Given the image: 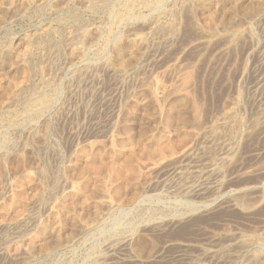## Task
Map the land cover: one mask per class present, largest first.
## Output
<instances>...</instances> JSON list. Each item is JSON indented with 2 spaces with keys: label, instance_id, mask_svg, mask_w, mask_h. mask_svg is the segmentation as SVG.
<instances>
[{
  "label": "rangeland",
  "instance_id": "374dc122",
  "mask_svg": "<svg viewBox=\"0 0 264 264\" xmlns=\"http://www.w3.org/2000/svg\"><path fill=\"white\" fill-rule=\"evenodd\" d=\"M27 1L0 0V20L2 21L0 25V62H2L0 64V67L2 66L0 86L7 85L5 87L2 85L0 88H3L4 92L6 88H11L14 84L12 82H15L22 88V93L19 91L22 100H26L25 97L29 96L32 98V96L45 95L49 106L38 115V118L22 122L18 126L11 125V120L22 112L23 106L10 102L8 92L11 91L13 94L11 89H6L8 94L0 90V149L5 142L9 146V151L12 152L8 154L10 158L5 160L6 162L3 161L6 168L0 161L2 166H0V203H3L5 198L12 193L13 189L10 185L22 172H29L34 182L23 187L27 204L20 211L21 213L10 209L5 210L7 212L5 215V211H0V214L2 213L0 215V264H89L96 258L98 259L97 264L100 262V264H126L127 258L133 256L130 249L116 250L117 252H111V249L119 248L121 235L123 237L126 235L125 233L115 235L114 229L120 226L121 228L129 227L130 224L134 228L130 232L133 233L132 244H135L132 245V251L134 253L137 251L136 255H140L138 257L142 259H148L152 255L151 258L154 257L155 260L153 258L149 264H248L246 257L233 259L234 261L231 260L230 263L215 262L208 257L203 259L205 256L202 255L204 254L202 250L206 249L207 252L216 250L217 247L214 248L212 241L217 238L218 234L226 231L264 237V199L261 198L264 189V89H262L264 88V6L256 16L243 15L248 9L250 11L255 9L254 5L257 8L264 4V0H205L206 5L203 9L195 5L196 9L193 8L191 6L193 2L190 0L185 1L187 7H185L184 0H170L163 4L162 12L158 11V13H153L144 4H136L137 7L134 5L135 8H132L134 13L131 11L134 14L133 22L126 21L125 24H120L113 18L115 14L118 15L120 7L127 0H106L108 2L99 0L98 4L101 3V5H97L92 10L93 12L89 11L83 0H77L71 5L72 7L66 4V0H34L37 3L42 2V7L30 9L27 6L28 9L24 8L23 11ZM188 6H191L189 7L191 10ZM182 7L185 11H182L183 14L180 15ZM186 11L191 14L185 13ZM210 12L214 13L213 24L210 18L207 19V13ZM223 15L229 19L227 24H232L228 26L224 22H221L225 24L223 26L219 24L217 19ZM169 21L174 22L172 32L174 29L177 31L166 34L162 29L170 24ZM210 23L211 26H209ZM224 26L230 27V30ZM114 37L120 38V42L124 43L125 54L123 53L122 57L129 64L122 72H119L122 68L114 62L116 61L114 59L116 58L113 47L116 43ZM26 41L30 42L31 53L27 66L22 64L23 68H21L22 62L18 55L25 50ZM112 42H114L113 46ZM106 43H109L108 46L105 45ZM79 50L83 51V58L79 55ZM99 50L104 52L100 53ZM28 66L27 70L24 69ZM24 75L29 76L24 79ZM168 116L172 118L179 116L182 120L185 118L183 120L184 129L192 132L198 131L200 135L192 144V150L190 149L186 157H181L182 159H174L175 156L167 155V157H162L163 159L158 158L159 161L153 159L146 161L140 157L138 145L142 143L147 145L150 136L161 135L168 131L165 128V119ZM196 118L197 120H194ZM237 118H240V121ZM238 122L242 125L239 126ZM46 123L47 125H44ZM45 126L48 127L46 130L43 128ZM170 135L174 139L172 134ZM141 137L144 142L139 143ZM113 142L122 144L118 159L116 158L119 163H123V157L125 158L124 155L130 152L129 149L131 151L137 149L136 153L139 152L137 161L133 163L138 166V175L132 180L134 181L132 185L138 186L133 185L134 187L126 188L127 193L123 190L125 195L121 192L119 196H116L118 198L111 195V192L110 196L101 198L100 194L95 191V184L92 183L87 187L93 194L92 197H95L93 198L95 200L89 199L92 204L88 200L89 204L85 202L80 205V202H76L75 207L73 206L74 217L78 223L80 218L82 224H85L93 221L96 215L100 214V217L104 215L105 209L99 205H102V201L111 200L117 210L106 221L101 232L92 233L89 238L86 236L85 240L80 236L79 225L75 219L74 223L73 221L66 223L67 228L63 225L64 233L61 230V236L65 234L63 238L61 237L65 241L62 244L65 247L61 245L60 249H55L48 256L40 254H34L30 258L18 256V250L24 247V242L33 235L35 227L48 219L54 205L60 202V199L70 189V185L77 182L76 176L70 170L75 152L82 150L81 147L86 151L91 147L94 154L101 151L107 153L113 149ZM17 157L21 159L23 157L21 169L19 171L9 169L8 163L12 161L10 159L15 161ZM100 158L105 159L106 156L97 157L98 163L101 161ZM6 169L9 170L6 172ZM214 170H219V173L215 174ZM43 171L46 173L44 174ZM41 177L45 179H40ZM39 182L43 186L37 185ZM141 188L147 189L142 190ZM135 191L138 192L135 193L137 196L142 195V197L140 196L138 201L129 200ZM235 191L241 192L243 202L246 200V203L252 204L250 215L245 216L231 204L226 203L229 201L230 193ZM40 192L41 195H38ZM93 201H96L95 204ZM92 205L94 208L98 205L96 207L99 209H94ZM181 215L184 220L179 223L180 225L172 224L167 228H162V231H152L150 228L151 224L159 222L163 216L168 221ZM2 217L5 219L2 220ZM112 225L115 226L114 229ZM68 227H72V230ZM73 239L75 242L72 241ZM182 244L196 245L200 250L197 251L195 246L196 249L185 253L187 256L183 252L181 257H177ZM134 247L138 249L135 251ZM254 249L261 250L260 254L263 253L261 257L264 263V248L256 249L254 246ZM189 255H192V259H189ZM195 256L197 257L194 258Z\"/></svg>",
  "mask_w": 264,
  "mask_h": 264
},
{
  "label": "bare ground",
  "instance_id": "6f19581e",
  "mask_svg": "<svg viewBox=\"0 0 264 264\" xmlns=\"http://www.w3.org/2000/svg\"><path fill=\"white\" fill-rule=\"evenodd\" d=\"M27 1V0H26ZM84 1V3H85V5L87 6V8L89 9V11L91 10H93V9H95L96 7H97V5H99L98 4V1L99 0H83ZM100 1H106V0H100ZM109 1V0H108ZM108 1H106V2H108ZM168 1H170V0H127V1H125V3L124 4H122V7H120L121 8V10H120V12L118 13V15H116L115 14V18H113L114 20L116 19L117 21H118V23H124L125 24V22L127 21H129V23H130V21H132L133 20V15L134 14H132V12L134 11V9H133V11H132V8H135L134 7V5H136V4H144V6L146 5V7H148L153 13H155V12H157L158 13V11H161L162 12V10H161V8L163 7V4L164 3H167ZM173 1V0H172ZM175 1V0H174ZM187 2V0H184V2ZM190 1H192L193 3H192V7L193 8H195L194 7V5L195 6H197V7H200V8H204L205 7V0H190ZM194 1H195V3H194ZM208 1V0H207ZM234 1V0H233ZM239 1V0H238ZM39 2V1H38ZM75 2H77V0H66V4L67 5H72V4H74ZM180 2H182V1H180ZM179 2V3H180ZM183 2V3H184ZM185 2V3H186ZM236 2V1H235ZM42 3V2H41ZM41 3L39 2V3H37L36 1H34V0H28L27 2H26V5H25V7H23V11L27 8V6H28V8H34V9H36V8H40V6H41ZM45 3V2H44ZM100 3V2H99ZM174 3H176V2H174ZM183 3H182V5H183ZM189 3H191V2H189ZM189 3H188V5H189ZM208 3V2H207ZM237 3V2H236ZM82 4V3H81ZM104 4V3H103ZM110 4V3H109ZM170 4H173V3H170ZM233 4V6H234V2L232 3ZM255 4V3H254ZM253 4V5H254ZM18 5V4H17ZM100 5H101V3H100ZM99 5V6H100ZM113 5H114V3H113ZM175 5V4H174ZM176 5H180V4H176ZM45 6V5H44ZM56 6V5H55ZM82 6V5H81ZM98 6V7H99ZM107 6H111V5H107ZM106 6V7H107ZM168 6V5H167ZM169 6H171L172 7V5H169ZM191 6H188V8L189 7H191ZM232 6V5H231ZM243 6V5H242ZM262 6H264V4H261V5H259V6H257V8H256V6L254 5V7H255V9H252L251 11L249 10H247L246 8H248L247 6H246V12H244L243 13V15H245V16H249V14H250V16L251 15H254V16H256L258 13H260L262 10H263V7ZM42 7V6H41ZM72 7V6H71ZM136 7H137V5H136ZM138 7H140V6H138ZM165 7V6H164ZM174 7V6H173ZM184 7V6H183ZM183 7L181 8L182 10H180V12H181V14L180 15H182L183 14V12L185 11V10H183ZM185 7H187V3H186V6ZM230 7V6H229ZM253 7V8H254ZM25 8V9H24ZM27 8V9H28ZM51 8V7H50ZM85 8V7H84ZM180 8V7H179ZM243 8V9H244ZM29 9V10H30ZM34 9H32L33 11H34ZM87 9V10H88ZM117 9V8H116ZM147 9V8H146ZM184 9H186V8H184ZM190 10H191V8H189ZM196 9V8H195ZM227 9V8H226ZM232 9V8H231ZM236 9V8H235ZM96 10H98V9H96ZM111 10V9H110ZM171 10V9H170ZM188 10V9H187ZM189 10V11H190ZM194 10V9H193ZM193 10H192V12H193ZM206 10H207V8H206ZM27 11V10H26ZM116 11V10H115ZM117 11H118V9H117ZM132 11V12H131ZM144 11V10H143ZM151 11H149V12H151ZM164 11V10H163ZM183 11V12H182ZM198 11V10H197ZM228 11V10H227ZM234 11V10H233ZM70 12V11H69ZM93 12V11H92ZM151 12V13H152ZM165 12V11H164ZM168 12V11H167ZM188 11H186L185 13H187ZM212 12H214V11H212ZM238 12V11H237ZM242 12V11H241ZM13 13V12H12ZM116 13V12H115ZM134 13V12H133ZM156 13V14H157ZM174 13V12H173ZM188 13H190L191 14V12H188ZM211 13V12H210ZM210 13H207L208 15H207V19L208 18H210V22L213 24L214 22H212L213 21V19H214V17H213V15H214V13L212 14H210ZM235 14H237L236 12H234ZM108 14H109V12H108ZM160 14V13H159ZM179 14V13H178ZM178 14L176 15V16H178ZM19 15V14H18ZM17 15V16H18ZM216 15V14H215ZM116 16H117V18H116ZM172 16H173V14H172ZM209 16V17H208ZM226 16V15H225ZM224 15L222 16V17H220L219 19H217L220 23L219 24H222L223 22L225 23V24H227L228 23V20L229 19H226V17H225ZM3 17V16H2ZM112 17V16H111ZM135 17V16H134ZM136 17H137V15H136ZM161 17V16H160ZM175 17V16H174ZM181 17V16H180ZM198 17V16H197ZM217 17V16H216ZM215 17V18H216ZM1 18V17H0ZM94 18V17H93ZM140 17H138V19H139ZM177 18V17H176ZM175 18V19H176ZM201 18H202V16H201ZM58 19V18H57ZM75 19V18H74ZM136 18H134V20H135ZM157 19V18H156ZM174 19V18H173ZM190 19V18H189ZM197 19V18H196ZM241 19V18H240ZM246 19V18H245ZM59 20H60V18H59ZM78 20V19H77ZM141 20V19H140ZM216 20V19H215ZM231 20V19H230ZM238 20V19H237ZM262 20V19H261ZM100 21V20H99ZM113 21V20H112ZM145 21V20H144ZM174 21V20H173ZM189 21V20H188ZM76 22V21H75ZM133 22V21H132ZM131 22V23H132ZM135 22V21H134ZM141 22V21H140ZM175 22H176V20H175ZM192 22V21H191ZM190 22V23H191ZM222 22V23H221ZM230 22V21H229ZM262 22V21H261ZM69 23H70V21H69ZM74 23V22H73ZM72 23V24H73ZM88 23V22H87ZM116 23V22H115ZM169 25L168 26H166V28L163 30L162 28H160V29H162V31L163 32H166V34L167 33H170L171 34V32L173 31V23L172 22H170L169 21ZM172 23V24H171ZM211 23L209 24V26H211ZM240 23H241V21H240ZM2 24V21L0 20V25ZM165 24H167V23H165ZM176 24V23H175ZM175 24H174V26H175ZM204 24V23H203ZM225 24H222V26L223 25H225ZM230 24H232V23H230ZM230 24H227V26L228 25H230ZM244 24H245V22H244ZM253 24V23H252ZM81 25V24H80ZM128 25V24H127ZM177 25V24H176ZM185 25V24H184ZM216 25H217V23H216ZM263 25V24H262ZM104 26V25H103ZM121 26V25H120ZM124 26V25H123ZM126 26V25H125ZM136 26V25H135ZM227 26H224V27H227ZM240 26V25H239ZM238 26V27H239ZM41 27V26H40ZM77 27H78V25H77ZM81 27V26H80ZM178 27V26H177ZM207 27H208V25H207ZM95 28H96V26H95ZM128 28V27H127ZM143 28V27H142ZM188 28H189V26H188ZM211 28V27H210ZM217 28V27H216ZM228 28V27H227ZM230 28V27H229ZM228 28V29H229ZM251 28V27H250ZM254 28V27H253ZM100 29V28H99ZM118 29H119V27H118ZM177 29V28H176ZM209 29V28H208ZM213 29V28H212ZM227 29V30H228ZM75 30V29H74ZM220 30V29H219ZM230 30V29H229ZM233 30V29H232ZM237 30V29H236ZM137 31V30H136ZM156 31V30H155ZM161 31V30H160ZM177 31V30H176ZM175 31V29H174V32H176ZM208 31V30H207ZM210 31V30H209ZM259 31V30H258ZM131 32H133V31H131ZM174 32H172V33H174ZM205 32V31H204ZM212 32V31H211ZM222 32V31H221ZM236 32V31H235ZM136 33V32H135ZM135 33H133V35H135ZM156 33V32H155ZM185 33V32H184ZM215 33V32H214ZM241 33V32H240ZM251 33V32H250ZM253 33V32H252ZM28 34V33H27ZM26 34V35H27ZM164 34V33H163ZM211 34V33H210ZM217 34V33H216ZM26 35H24V36H26ZM31 35V34H30ZM138 35V34H137ZM70 36V35H69ZM68 36V37H69ZM72 36V35H71ZM70 36V37H71ZM91 36V35H90ZM110 36H111V34H110ZM118 36V35H117ZM168 36H169V34H168ZM215 36V35H214ZM28 37V36H27ZM45 37V36H44ZM48 37V36H47ZM119 37V36H118ZM133 37V36H132ZM156 37V36H155ZM163 37V36H162ZM183 37V36H182ZM189 37V36H188ZM193 37V36H192ZM227 37V36H226ZM248 37V36H247ZM31 38H33V36L31 37ZM41 38V37H40ZM75 38V37H74ZM115 38V37H114ZM121 38H122V36H121ZM154 38V37H153ZM186 38V37H185ZM213 38V37H212ZM228 38V37H227ZM233 39H235L234 37H232ZM68 39V38H67ZM69 39H72V38H69ZM86 39V38H85ZM96 39V38H95ZM107 39H109L108 37H107ZM106 39V40H107ZM116 39V38H115ZM114 39V42H116L115 43V45L113 46V43L114 42H112V46L114 47V52H115V56L114 57H116V58H114V59H116V61H114V62H116V64H118L119 66V68H122V70L121 69H119L120 71L119 72H122L123 71V69L125 68V67H127V65H129L128 64V62L126 61V60H124L123 59V57H122V55H123V53H124V47H123V44L120 42V38H118V39H116L115 40ZM192 39V38H191ZM194 39V38H193ZM196 39V38H195ZM200 39V38H199ZM236 39H237V37H236ZM241 39V38H240ZM74 40V39H73ZM91 40V39H90ZM110 40V39H109ZM167 40V39H166ZM228 40H229V38H228ZM72 41V40H71ZM88 41H89V39H88ZM108 41V40H107ZM110 41H112V40H110ZM123 41V40H122ZM136 41V40H135ZM194 41V40H193ZM224 41V40H223ZM27 42V41H26ZM52 42V41H51ZM104 42H106V41H104ZM178 42V41H177ZM29 41L26 43V48H25V50L22 52V54L21 55H18L19 56V59H20V61L22 62L21 63V66H22V64H27V61H28V57H29V55H30V51L31 50H29ZM73 43V42H72ZM141 43V42H140ZM170 43V42H169ZM224 43H227V42H224ZM242 43V42H241ZM246 43H247V41H246ZM76 44V43H75ZM103 44V43H102ZM107 44H109V43H106L105 45H107ZM134 44V43H133ZM136 44V43H135ZM239 44V43H238ZM104 45V44H103ZM59 46V45H58ZM80 46V45H79ZM84 46H86V45H84ZM92 46V45H91ZM108 46V45H107ZM111 46V47H112ZM167 46V45H166ZM243 46V45H242ZM247 46V45H246ZM112 47V48H113ZM126 47V46H125ZM140 47V46H139ZM154 47V46H153ZM231 47V46H230ZM79 48V47H78ZM102 48V47H101ZM157 48V47H156ZM234 48V47H233ZM68 49V48H67ZM70 49H71V47H70ZM82 49V48H81ZM130 49V48H129ZM167 49V48H166ZM231 49H232V47H231ZM238 49V48H237ZM83 50V49H82ZM102 50V49H101ZM106 49L104 48V51H105ZM188 50V49H187ZM233 50V49H232ZM18 51V50H17ZM100 51V50H99ZM104 51H100V53H103ZM130 51V50H129ZM133 51V50H132ZM231 51V50H230ZM234 51V50H233ZM6 52V51H5ZM19 52V51H18ZM85 52V51H84ZM187 52V51H186ZM7 53H8V50H7ZM78 53H79V55L83 58V55H84V53H83V51H78ZM134 53V52H133ZM132 53V54H133ZM194 53V52H193ZM11 53H9V55H10ZM12 54H13V52H12ZM11 54V55H12ZM33 54V53H32ZM106 54V53H105ZM125 54V53H124ZM233 55V54H232ZM17 56V57H18ZM77 56V55H76ZM98 56V55H97ZM102 56H104L103 54H102ZM113 55H111V57H112ZM16 57V56H15ZM245 57V56H244ZM30 58V57H29ZM106 58V57H105ZM228 58V57H227ZM74 59V58H73ZM75 59H77V58H75ZM103 59V58H102ZM108 59V58H107ZM127 59V58H126ZM128 59H130V58H128ZM127 59V60H128ZM16 60V59H15ZM109 60V59H108ZM233 60H234V58H233ZM1 61V60H0ZM2 61H3V59H2ZM86 61V60H85ZM110 61H112L111 59H110ZM82 62V61H81ZM92 62V61H91ZM229 62H230V60H229ZM244 62V61H243ZM2 62H0V64H1ZM8 63V62H7ZM108 63V62H107ZM109 63H111V62H109ZM45 64V63H44ZM116 64H114L115 66H116ZM131 64V63H130ZM15 65V64H14ZM24 65V66H25ZM108 65V64H107ZM199 65V64H198ZM27 66V65H26ZM25 66V67H26ZM30 66V65H29ZM29 66L27 67V68H24V69H28L29 68ZM191 66V65H190ZM244 66H245V64H244ZM2 67V66H1ZM0 67V68H1ZM16 67V66H15ZM19 67H20V65H19ZM192 67H193V65H192ZM191 67V68H192ZM230 67V66H229ZM21 68H23V66L21 67ZM9 69V68H8ZM19 69V68H18ZM23 69V70H24ZM37 69V68H36ZM185 69H187V68H185ZM189 69V68H188ZM239 69V68H238ZM45 70V69H44ZM50 70V69H49ZM57 70V69H56ZM199 70V69H198ZM5 71V70H4ZM70 71V70H69ZM68 71V72H69ZM104 71V70H103ZM106 71V70H105ZM140 71V70H139ZM234 71V70H233ZM73 72V71H72ZM82 72V71H81ZM197 72V71H196ZM29 73V75H30V72H28ZM186 73V72H185ZM1 74V73H0ZM4 75H5V73H3ZM25 74V73H24ZM75 74V73H74ZM73 74V75H74ZM97 74V73H96ZM95 74V75H96ZM104 74V73H103ZM29 75H27V76H29ZM47 75V74H46ZM55 75V74H54ZM65 75V74H64ZM64 75H63V77H64ZM71 75V74H70ZM178 75V74H177ZM195 75V74H194ZM3 76V75H2ZM27 76H25L24 75V79H26L27 78ZM34 76V75H33ZM226 76V75H225ZM31 77V76H30ZM60 77V76H59ZM118 77V76H117ZM235 77V76H234ZM6 78V77H5ZM65 78V77H64ZM189 78H190V76H189ZM4 79V78H3ZM7 79V78H6ZM23 79V78H22ZM58 80V79H57ZM190 80V79H189ZM41 81V80H40ZM76 81V80H75ZM117 81V80H116ZM180 81V80H179ZM5 82V81H4ZM28 82V81H27ZM211 82V81H210ZM7 83V82H6ZM12 83H14V84H12V86H11V88L9 87V88H6V89H11L12 91H13V94H12V92L11 91H9L8 93H9V98H10V102H13V103H15V104H18V105H20V106H23V108H21L22 109V112L21 113H19L18 114V116H16V118L14 119V120H11V125H16V126H18V125H21L22 124V122H28V120H31V119H33V118H38L39 116L38 115H40V114H42L43 113V111H45L47 108H48V106H49V102H48V100L46 99V96L45 95H39V96H36V97H34V96H32V98L30 97H25V98H27L26 100L25 99H23V100H25V102H23V100L20 98V93H19V91H21V87H19L18 85H17V83H15V82H12ZM200 83V82H199ZM48 84V83H47ZM3 85V84H2ZM2 85L0 86V87H2ZM74 85V84H73ZM4 86V85H3ZM5 86H7V85H5ZM4 86V87H5ZM189 86V85H188ZM46 88V87H45ZM48 88V87H47ZM73 87H71V89H72ZM2 89L3 88H0V90L2 91ZM5 89V88H4ZM6 89H5V91L3 92L2 91V93H5L6 92ZM164 89V88H163ZM193 89V88H192ZM262 89H264V88H262ZM56 90V89H55ZM11 92V93H10ZM55 92V91H54ZM56 92H57V90H56ZM172 92V91H171ZM175 92V91H174ZM173 92V93H174ZM244 92V91H243ZM7 92H6V94H8ZM21 93H22V91H21ZM245 93V92H244ZM1 94V93H0ZM201 94V93H200ZM23 95V94H22ZM34 95V94H33ZM172 95V94H171ZM237 95V94H236ZM6 96V95H5ZM45 96V97H44ZM3 97V96H2ZM150 97V96H149ZM23 98H24V96H23ZM49 98V97H48ZM4 99V98H3ZM54 99V98H53ZM150 99V98H149ZM165 99V98H164ZM7 101H8V99H6ZM20 100H22V101H20ZM152 100H154V99H152ZM158 101V100H157ZM3 102V101H2ZM9 102V101H8ZM7 102V103H8ZM9 102V103H10ZM23 104H22V103ZM52 102V101H51ZM155 102V101H154ZM197 102V101H196ZM230 103V102H229ZM15 104H14V106H15ZM18 105H17V107H18ZM149 105V104H148ZM228 106V105H227ZM3 107V106H2ZM17 107H15V109L17 108ZM62 107V106H61ZM65 107V106H64ZM153 107V106H152ZM236 107V106H235ZM247 107V106H246ZM167 108V107H166ZM197 108V107H196ZM195 108V109H196ZM3 109V108H2ZM9 109V108H8ZM153 109V108H152ZM201 109V108H200ZM14 110V109H13ZM148 110V109H147ZM192 110V109H191ZM202 110V109H201ZM203 110H204V108H203ZM152 111V110H151ZM150 111V112H151ZM7 112H9V111H7ZM189 112V111H188ZM194 112V111H193ZM195 112H197V110H195ZM194 112V113H195ZM154 113V112H153ZM156 113V112H155ZM193 113V114H194ZM197 113H199V112H197ZM205 113V112H204ZM237 113V112H236ZM14 114V113H13ZM190 114V113H189ZM6 115V114H5ZM8 115H9V113H8ZM11 115H12V113H11ZM172 115V114H171ZM199 115V114H198ZM211 115V114H210ZM15 116V115H14ZM13 116V117H14ZM183 116V115H182ZM150 117V116H149ZM153 117H154V115H153ZM176 117V116H175ZM194 117H196V116H194ZM200 117V116H199ZM230 117V116H229ZM235 117V116H234ZM236 118V117H235ZM12 119V118H11ZM111 119V118H110ZM130 119V118H129ZM185 119V118H184ZM183 119V120H184ZM212 119V118H211ZM232 119V118H231ZM239 121H240V118H237ZM182 120V118L181 117H179V116H177L176 118H172V117H167L166 119H165V128L168 130V131H165V133L164 134H161V135H152V136H150V138H149V142H148V144L147 145H145V144H143L142 142H144V140L142 139V137L140 138V140H139V143H142L141 145H138V147L140 148V157H143L144 159H146V161L147 160H158V158H161V159H163L164 158V156L165 157H167V155H169V156H175L174 157V159L175 158H183V157H186L188 154H189V152H190V149H191V147L193 146L192 144L198 139V137H199V132L198 131H191V130H189V131H191V132H189V131H187V130H185L184 128V125H185V123H184V121ZM194 120H197V118L196 119H194ZM228 120H229V118H228ZM35 121V120H34ZM235 121V120H234ZM126 122V121H125ZM195 122V121H194ZM207 122V121H206ZM242 122V121H241ZM192 123H193V121H192ZM239 123V122H238ZM238 123H236V124H238ZM29 124V123H28ZM30 124H31V122H30ZM33 124V123H32ZM52 124V123H51ZM191 124V123H190ZM189 124V125H190ZM44 125H47V123L46 124H44ZM43 125V126H44ZM122 125V124H121ZM239 126H241L240 125V123L238 124ZM29 126V125H28ZM97 126V125H96ZM217 126V125H216ZM238 126V127H239ZM13 127H15V126H13ZM21 127V126H20ZM20 127H18V128H20ZM27 127V126H26ZM114 127V126H113ZM190 127V126H189ZM237 127V126H236ZM45 130L48 128V127H43ZM57 128V127H56ZM126 128V130H127V127H125ZM171 128H172V130H171ZM207 128V127H206ZM242 128H244V127H242ZM12 129V128H11ZM14 129V128H13ZM23 129V128H22ZM55 129V128H54ZM196 129V128H195ZM153 130V129H152ZM194 130V129H193ZM202 130V129H201ZM248 130V129H247ZM117 131V130H116ZM246 131V130H245ZM44 132V131H43ZM55 132V131H54ZM167 132V133H166ZM209 132V131H208ZM257 132V131H256ZM152 133V132H151ZM204 133V132H203ZM262 133V132H261ZM21 134V133H20ZM45 134V133H44ZM128 134V133H127ZM126 134V135H127ZM142 134H143V132H142ZM170 134H172V136L174 137V139H172V137H170L171 135ZM206 134V133H205ZM208 134V133H207ZM258 134V133H257ZM1 135V134H0ZM13 135V134H12ZM26 135V134H25ZM54 135V134H53ZM220 135V134H219ZM251 135V134H250ZM256 135V134H255ZM15 136V135H14ZM22 136V135H21ZM128 136V135H127ZM204 136V135H203ZM211 136V135H210ZM214 136V135H213ZM2 137H3V135H2ZM1 137V138H2ZM12 137V136H11ZM11 137H9V138H11ZM29 137V136H28ZM43 137V136H42ZM129 137V136H128ZM138 137V136H137ZM148 137V136H147ZM227 137V136H226ZM247 137H249V136H247ZM224 138V137H223ZM232 138V137H231ZM43 139H45V138H43ZM126 139H128V138H126ZM233 139V138H232ZM4 140V139H3ZM23 140V139H22ZM251 140V139H250ZM7 141V140H6ZM145 141H146V137H145ZM212 141V140H211ZM253 141V140H252ZM45 142V141H44ZM11 143V142H10ZM40 143H42V142H40ZM98 143V142H97ZM111 143V142H110ZM146 143V142H145ZM218 143V142H217ZM95 144V143H94ZM115 144H116V146H115ZM4 145H6V146H4ZM24 146V145H23ZM53 146V145H52ZM63 146V145H62ZM98 146V145H97ZM105 146V145H104ZM54 147V146H53ZM112 147H113V149H111L109 152L107 151V153H102V151L101 152H97V154H94V151H92V149H91V147H90V150H88V151H86L85 149H83V147H81L82 148V150H78V151H76L75 152V154H74V157H73V159H72V166L70 167V170L74 173L73 175H75L76 177L75 178H77V182L76 183H74V184H69L70 185V189L67 191V193L60 199V202L58 203V204H56V205H54V208L50 211V214H49V216H48V219L45 221V222H43V223H39V225H37L35 228V232L33 233V235H31L27 240H26V242H24L25 243V245H24V247H22L21 249H19V247H18V256H20L21 258H30V257H32L34 254H40V255H44V256H48L50 253H52V251H54L55 249H60L59 247L62 245V244H64V240L63 239H61V230H62V228H63V225H65V228H67V226H66V223L67 222H72V223H74V221H75V217H74V213H73V206L76 204V202H80L81 204L80 205H82V204H85V202H87L88 203V200L90 199V198H92V200H95V199H93V198H95V197H92V193H90L89 192V188H87L89 185H91L92 183L93 184H95V191L96 192H98L99 194H100V197L101 198H104V197H106V196H110V192L112 193L111 195H114V197H116V196H119L120 194H121V192L124 190L125 191V189L126 188H130L131 186H136V184H133L132 185V183H134V181L132 182V180H133V178L135 177V176H137L138 174H137V172H138V166H136V165H134L133 163L134 162H136L137 161V158L139 157V152L138 153H136L137 152V149H136V151L135 150H130L129 148V150L128 151H130V152H128V154H127V152H125V154H127V155H124L125 156V158L123 157V159H124V161H123V163H119V162H117V159H118V154H120V152H121V149H122V144L121 143H119V142H113L112 143ZM128 147V146H127ZM246 147V146H245ZM2 149H0V150H2L1 151V154H0V158H1V163H3V161H7L8 160V158H10L9 157V146H8V144L7 143H5L4 142V144H3V146L1 147ZM93 148V147H92ZM96 148V147H95ZM100 149H101V147H99ZM103 148V147H102ZM111 148V147H110ZM136 148H137V146H136ZM104 149V148H103ZM131 149H133V148H131ZM94 150V149H93ZM192 150V149H191ZM96 151H98L97 149H96ZM14 152V151H13ZM92 152V153H91ZM10 153H12V152H10ZM15 153V152H14ZM100 153H102V154H100ZM98 154H100V156L98 155ZM106 156V158L105 159H101V161L98 163L97 161H96V159H97V157H102V156ZM229 155V154H228ZM122 156V155H121ZM121 156H119V157H121ZM34 157V156H33ZM163 157V158H162ZM11 158H13V157H11ZM117 158V159H116ZM181 158V159H182ZM22 159H23V157H22ZM21 159V157H17V158H15V161L13 160V159H10V160H12L10 163H8V165H9V169H11V170H15V171H19L20 169H21V165H22V160ZM35 159V158H34ZM142 159V158H141ZM166 159V158H165ZM168 159V158H167ZM31 160V159H30ZM45 160V159H44ZM160 160V159H159ZM158 160V161H159ZM235 160V159H234ZM5 161V162H6ZM27 161V160H26ZM164 161V160H163ZM25 162V161H24ZM233 162V161H232ZM235 162V161H234ZM227 163V162H226ZM226 163H224V164H226ZM240 163V162H239ZM172 164V163H171ZM2 165H5V168H6V164L5 163H3ZM30 165V164H29ZM52 165V164H51ZM232 165V164H231ZM1 166V165H0ZM35 166V165H34ZM146 166V165H145ZM178 166V165H177ZM233 166V165H232ZM2 167V166H1ZM26 167V166H25ZM28 167V166H27ZM36 168V167H35ZM147 168V167H146ZM159 168V167H158ZM169 168V167H168ZM174 168V167H173ZM8 169V170H9ZM24 169V168H23ZM22 169V170H23ZM150 169V168H149ZM163 169V168H162ZM7 169H6V172L8 171ZM21 170V171H22ZM25 170H26V168H25ZM29 170V169H28ZM42 170H44V168H42ZM250 170V169H249ZM3 171V170H2ZM102 171H103V176L101 177V174H102ZM141 171V170H140ZM215 171V170H214ZM214 171H213V173H214ZM5 172V171H4ZM14 172V171H13ZM40 172H41V170H40ZM45 171H43V173H44ZM70 172V171H69ZM71 172V173H72ZM150 172V171H149ZM148 172V173H149ZM250 172V171H249ZM9 173V172H8ZM46 173V172H45ZM44 173V174H45ZM217 173H219V170H217V171H215V174H217ZM242 173V172H241ZM151 174V173H150ZM232 174H233V172H232ZM236 174V173H235ZM243 174H245V173H243ZM247 174V173H246ZM10 175V174H9ZM17 175V174H16ZM69 175V174H68ZM254 175V174H253ZM260 175V174H259ZM42 176V175H41ZM69 176H71V175H69ZM147 176V175H146ZM210 176V175H209ZM6 177V176H5ZM32 175L29 173V172H22L21 174H19L18 175V177L16 178V180L13 182V183H11V187L10 188H12L13 190H11L12 191V193L7 197V198H5V200H4V202L2 203H0L1 204V206H0V211H5V210H10V209H15V212L17 211V212H19V213H21L20 211H22L25 207H26V200H25V196H24V190H23V187H24V185H30V184H32V183H34V182H32L33 181V179H32ZM260 177V176H259ZM35 178V177H34ZM50 178V177H49ZM138 178H140V176L138 177ZM255 178V177H254ZM40 179H45V178H40ZM226 179V178H225ZM14 180V179H13ZM36 180H37V177H36ZM237 180V179H236ZM39 181V180H38ZM47 181V180H46ZM152 181V180H151ZM37 182V181H36ZM41 182V181H40ZM39 182V184H37V185H41V183ZM43 182V181H42ZM54 182V181H53ZM49 183V182H48ZM43 184V183H42ZM143 184V183H142ZM217 184V183H216ZM36 185V184H35ZM66 185V184H65ZM68 185V184H67ZM146 185V184H145ZM221 185V184H220ZM41 186H43V185H41ZM133 186V187H134ZM138 186V185H137ZM136 186V187H137ZM152 186V185H151ZM235 186V185H234ZM233 186V187H234ZM244 186H245V184H244ZM47 187V186H46ZM93 187V186H92ZM264 187V186H263ZM4 188H6V186L4 187ZM25 188V187H24ZM32 188H33V186H32ZM37 188V187H36ZM39 188V187H38ZM42 188V187H41ZM149 188V187H148ZM223 188V187H222ZM221 188V189H222ZM1 189V188H0ZM9 189V188H8ZM45 189H47V188H45ZM44 189V191H46ZM131 189H134V188H131ZM131 189H130V191H131ZM139 189V188H138ZM142 189V188H141ZM144 189H147V188H144ZM144 189H142V190H144ZM229 189H230V187H229ZM238 189V188H237ZM263 189V188H262ZM3 190V189H2ZM7 190V189H6ZM43 190V189H42ZM231 190V189H230ZM233 190V189H232ZM241 190H243V189H241ZM240 190V191H241ZM123 191V192H124ZM147 191V190H146ZM196 191V190H195ZM210 191V190H209ZM240 191H235V192H231L230 193V195H229V201L228 202H226L227 204H231V206H233V207H235V209L236 210H238L239 211V213H242V214H244L245 216H247V215H250V213H251V211H252V204L250 203H246L245 201L243 202L242 201V194H241V192ZM252 191V190H251ZM36 192V191H35ZM43 192V191H42ZM54 192V191H53ZM92 192V191H91ZM122 192V194H124ZM27 193V192H26ZM94 193V192H93ZM125 193H127L126 191H125ZM135 193H138L137 191H135V192H133L132 193V196L130 197V199L129 200H134V201H138V200H140V198L142 197V195H139V196H137V194H135ZM140 193V192H139ZM143 193V192H142ZM216 193V192H215ZM41 195V192L40 193H38V195ZM129 194V193H128ZM145 194V193H144ZM147 194V193H146ZM198 194V193H197ZM206 194V193H205ZM212 194H213V192H212ZM220 194V193H219ZM7 195V194H6ZM125 195V194H124ZM127 195V194H126ZM262 196H261V198L262 199H264V189L262 190V194H261ZM30 196H31V194H30ZM44 196V195H43ZM121 196H123V195H121ZM141 196V197H140ZM150 197V196H149ZM148 197V198H149ZM156 197H158V196H156ZM2 198V197H1ZM55 198V197H54ZM97 198V197H96ZM116 198H118V197H116ZM124 198V197H123ZM143 198H144V196H143ZM148 198H146V199H148ZM212 198V197H211ZM40 199H41V197H40ZM98 199V198H97ZM96 199V200H97ZM122 199V198H121ZM142 200V199H141ZM228 200V199H227ZM91 200H89V202H90ZM99 201H100V199H99ZM109 201H111V200H109ZM109 201H102V205L100 206L99 205V207H102L103 206V208L105 209V213H104V215L102 216L101 215V217L98 215H96L95 216V218L93 219V221H91V222H89V223H85V224H82V221H81V219L79 218V223H81V224H79L78 223V220H77V225H79V233H80V236H82V237H84V239H85V237L86 236H88V238L90 237L89 235H91L92 233H97V232H99L103 227H104V225L106 224V221L108 220V219H110L113 215H114V213H115V211L117 210V208L114 206L115 204H112V201L111 202H109ZM118 201V200H117ZM162 201V200H161ZM160 201V202H161ZM210 201V200H209ZM260 201H262V200H260ZM46 202V201H45ZM96 202V201H95ZM95 202L93 201V203L95 204ZM118 202H121L120 200L118 201ZM146 202V201H145ZM145 202H142V203H145ZM91 203V202H90ZM141 203V204H142ZM176 203V202H175ZM177 203H178V201H177ZM89 204V203H88ZM92 204V203H91ZM90 204V205H91ZM97 204V203H96ZM125 204V203H124ZM129 204V203H128ZM136 204H137V202H136ZM138 204H140V203H138ZM156 204V203H155ZM179 204H181V203H179ZM194 204V203H193ZM210 204V203H209ZM79 205V206H80ZM162 205V204H161ZM187 205V204H186ZM185 205V206H186ZM254 205H256V204H254ZM93 206V208H94V205H92ZM96 206H98V205H95V208L97 209L98 207H96ZM135 206V205H134ZM156 206H157V204H156ZM195 206H197V205H195ZM207 206V205H206ZM205 206V207H206ZM230 206V205H229ZM228 206V207H229ZM75 207V206H74ZM81 207V206H80ZM90 207V206H89ZM119 207V206H118ZM133 207V206H132ZM165 207V206H164ZM94 208V209H95ZM99 209V208H98ZM97 209V210H98ZM262 209V208H261ZM103 210V209H102ZM122 210V209H121ZM155 210V209H154ZM176 210V209H175ZM190 209H188V211H189ZM197 210V209H196ZM210 210V209H209ZM211 210H213V209H211ZM256 210V209H255ZM93 211V210H92ZM145 211V210H144ZM191 211V210H190ZM219 211V210H218ZM123 212V211H122ZM139 212V211H138ZM143 212V211H142ZM166 212V211H165ZM204 212V211H203ZM77 213V212H76ZM155 213H159V212H155ZM161 213V212H160ZM2 214V213H1ZM0 214V215H1ZM7 214V212L5 211V215ZM174 214H175V212H174ZM174 214H173V216H174ZM178 214V213H177ZM190 214H191V212H190ZM199 214V213H198ZM165 215V214H164ZM166 215H167V213H166ZM165 215V216H166ZM176 215V214H175ZM228 215V214H227ZM231 215V214H230ZM243 215V216H244ZM10 215H8V217H9ZM124 216H126V215H124ZM159 216V215H158ZM165 216H163L162 218H161V220L159 221V222H155V223H153V224H151V226H150V228L152 229V231L154 230V231H162V228H167L168 226H170V225H174V224H176V223H181V222H183V220H184V218L182 217V215L181 216H177V217H174L173 219H171V220H165ZM184 216V215H183ZM191 216V215H190ZM189 216V217H190ZM220 216V215H219ZM22 217H23V215H22ZM26 217V216H25ZM185 217V216H184ZM208 217V216H207ZM211 217V216H210ZM3 219L2 220H4L5 219V217H2ZM7 218V217H6ZM21 218V217H20ZM131 218V217H130ZM151 218V217H150ZM167 218V217H166ZM216 218V217H215ZM19 219V218H18ZM86 219V218H85ZM186 219H187V217H186ZM194 219V218H193ZM10 220V219H9ZM82 220H84V219H82ZM17 221V220H16ZM85 221V220H84ZM140 221V220H139ZM150 221V220H149ZM213 221V220H212ZM211 221V222H212ZM216 221V220H215ZM15 222V221H14ZM175 222V223H174ZM84 223V222H83ZM135 223V222H134ZM151 223V222H150ZM186 223V222H185ZM188 223V222H187ZM208 223V222H207ZM189 224V223H188ZM206 224V223H205ZM6 225V224H5ZM4 225V226H5ZM35 225V224H34ZM68 225V224H67ZM70 225V224H69ZM114 225V224H113ZM112 225V226H113ZM180 225V224H179ZM182 225V224H181ZM191 225V224H190ZM1 226V225H0ZM7 227H8V225H6ZM26 226V225H25ZM118 226V225H117ZM175 226V225H174ZM177 226V225H176ZM196 226V225H195ZM28 227V226H27ZM114 227L115 226H113V229H114ZM191 227V226H190ZM198 227V226H197ZM2 228V227H1ZM64 228V229H65ZM69 228V227H68ZM72 227H70L69 229L70 230H72L71 229ZM110 228V227H109ZM188 228V227H187ZM192 228V227H191ZM194 228H196V227H194ZM63 229V230H64ZM112 229V228H111ZM126 229H128V230H126ZM134 228H133V225L132 224H130V226L129 227H124V228H121V226L120 227H117V228H115L114 229V234L115 235H117V234H123V233H125L126 235H124V237H123V235H121L122 236V239H121V243L119 244V248L117 247V249H114L113 248V250L111 249V252H115L116 250H129L130 249V251L133 253V256H131V258L130 257H128L127 258V260L125 261L126 262V264H149L151 261H152V259L154 258H151L152 257V255H151V257H149L148 259H142V258H139L138 256H140V255H136V249H138V248H136L135 249V247H134V249H135V253H134V251H132L133 249H132V245H135V244H132L133 242H132V238H133V233H130V232H132V230H133ZM139 229V228H138ZM1 230H4V229H1ZM62 230V231H63ZM69 230V231H70ZM171 230V229H170ZM230 230V229H229ZM102 231H104V230H102ZM112 231V230H111ZM110 231V232H111ZM126 231H128V232H126ZM164 231V230H163ZM172 231V230H171ZM249 231V230H248ZM5 232V231H4ZM10 232V231H9ZM101 232V231H100ZM63 233H64V231H63ZM70 233V232H69ZM102 233H105V232H102ZM192 233V232H191ZM246 233V232H245ZM253 233V232H252ZM67 234H68V232H67ZM71 234V233H70ZM166 234V233H165ZM218 234V233H217ZM64 235L65 234H63V237H64ZM73 235V234H72ZM74 235H75V233H74ZM119 235V236H120ZM184 235V234H183ZM120 236V237H121ZM18 237H19V235H18ZM25 237V236H24ZM62 237V238H63ZM69 237V236H68ZM71 238H72V236H70ZM92 237H94V236H92ZM97 237H99V236H97ZM151 237H153V236H151ZM190 237V236H189ZM75 238H77V237H75ZM78 238H81V237H78ZM87 238V237H86ZM96 238V237H95ZM156 238V237H155ZM160 238V237H159ZM183 238V237H182ZM22 239V238H21ZM66 239V238H65ZM154 239V238H153ZM152 239V240H153ZM190 239V238H189ZM193 239H194V237H193ZM63 240V241H62ZM82 240H83V238H82ZM86 240V239H85ZM146 240V239H145ZM184 241H185V239H183ZM191 240V239H190ZM210 240V239H209ZM71 241V240H70ZM72 241H74V239L72 240ZM79 241V240H78ZM80 241H81V239H80ZM147 241V240H146ZM189 241V240H188ZM75 242V241H74ZM102 242V241H101ZM116 242H117V240H116ZM153 242V241H152ZM213 242V244H214V248H216L217 247V249L215 250H212L211 252H209V250H208V252L206 251V249L205 250H202L203 251V253L204 254H202V255H204L205 257L203 258V259H205L206 257H208V258H211L212 259V261L214 260L215 262H224V261H226V262H232L231 260H233V259H237V258H244V257H246L247 258V261H248V264H264L263 262H262V257H261V255L263 256V253L262 254H260V251H258V250H255L254 249V246H255V248L257 249H259V248H264V237L262 236V238L261 237H258V236H256V235H254V234H243V233H235V232H233V233H231L230 231H226V232H224V233H221L220 235L218 234V236H217V238H215V240H213L212 241ZM21 243V242H20ZM72 243V242H71ZM143 243V242H142ZM75 244V243H74ZM82 244H84V243H82ZM18 245V244H17ZM71 245V244H70ZM69 245V246H70ZM98 245V244H97ZM165 245V244H164ZM62 246H64V245H62ZM196 246V245H195ZM195 246L193 245H189V244H182V245H180V247H179V249H181V251H179L180 253L178 254V256L177 257H181L182 256V253L184 252V254L186 253V252H188V251H191L192 249L194 250V249H196L197 248V246H196V248H195ZM65 247V246H64ZM67 247H68V245H67ZM100 247V246H99ZM140 247H141V245H140ZM139 247V248H140ZM1 248V247H0ZM62 248V247H61ZM81 248V247H80ZM204 248V247H203ZM81 250V249H80ZM91 250V249H90ZM197 251H199L200 249H196ZM84 251V250H83ZM92 251V250H91ZM99 251V250H98ZM168 251H170V250H168ZM173 251V250H172ZM206 251V252H205ZM117 252V251H116ZM125 252V251H124ZM102 253V252H101ZM122 253H123V251H122ZM144 253H146V252H144ZM201 253V251L199 252V254ZM11 254V253H10ZM100 254V253H99ZM109 254V253H108ZM120 254V253H119ZM128 253H126V255H127ZM130 254V253H129ZM140 254V253H139ZM150 254V253H149ZM183 254V255H184ZM53 255V254H52ZM72 255V254H71ZM82 255V254H81ZM95 255H98V254H95ZM121 255H123V254H121ZM143 255V254H142ZM155 255V254H154ZM160 255V254H159ZM176 255V254H175ZM186 255V254H185ZM185 255H184V257H185ZM198 255V254H197ZM124 256V255H123ZM144 256V255H143ZM150 256V255H149ZM187 256V255H186ZM191 256L192 255H189V259H192L191 258ZM200 256V255H199ZM4 257V256H3ZM11 257V256H10ZM49 257H51V256H49ZM78 257V256H77ZM92 257V256H91ZM90 257V258H91ZM94 257V256H93ZM95 257H97V256H95ZM156 257H158V255L156 254ZM197 256H195L194 258H196ZM15 258V257H14ZM43 258H45V257H43ZM59 258V257H58ZM16 259V258H15ZM124 259V258H123ZM157 259V258H156ZM180 259V258H179ZM59 260V259H58ZM87 260H89V259H87ZM98 259L96 258V260H94V261H90V263L89 264H97L98 263V261H97ZM102 260H103V258H102ZM102 260H100V261H102ZM154 260H155V258H154ZM27 261H29V260H27ZM96 261V262H95ZM196 261V260H195ZM208 261V260H207ZM234 261V260H233ZM30 262V261H29ZM85 262H86V260H85ZM237 262V261H236ZM43 263V262H42ZM101 263V262H100ZM99 263V264H100ZM157 263V262H156ZM176 263V262H175ZM196 263V262H195ZM208 263H209V261H208ZM212 263V262H211ZM235 263V262H234ZM247 263V262H246ZM27 264V263H26ZM103 264V263H102ZM125 264V263H124ZM227 264V263H226ZM242 264V263H241Z\"/></svg>",
  "mask_w": 264,
  "mask_h": 264
}]
</instances>
